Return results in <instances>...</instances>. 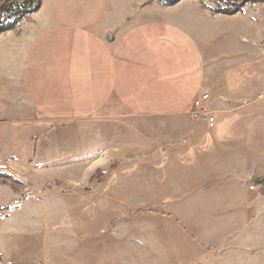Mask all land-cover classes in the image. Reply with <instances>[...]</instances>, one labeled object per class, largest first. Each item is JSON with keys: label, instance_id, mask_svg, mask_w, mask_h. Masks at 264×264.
<instances>
[{"label": "crops", "instance_id": "obj_1", "mask_svg": "<svg viewBox=\"0 0 264 264\" xmlns=\"http://www.w3.org/2000/svg\"><path fill=\"white\" fill-rule=\"evenodd\" d=\"M112 1L116 3L112 13L115 7L120 9V2L127 5L126 0ZM108 5L106 0L107 9ZM42 8L43 0L33 13L36 15L22 19L0 36L1 117H19L27 111L25 75L30 66L37 70L43 64L37 57L30 63L29 57L37 41L49 37L61 19L36 21ZM257 12L260 14L247 12L245 17L243 11L238 13L242 27L258 31L255 37L244 30L226 43L213 41L216 50H212L205 48L199 37L189 35L197 48L196 66L185 74L186 84L179 95L176 91L170 94L167 88L164 91L159 101L172 106L149 113L148 149L134 145L133 153L139 157L130 161V166H118L122 169L117 178L127 180L119 196L114 198L111 191L104 190V200L119 201L120 210L128 216L108 229L120 235V240L113 235L105 237L100 242L104 254L108 251L104 259H78L80 262L143 264L148 259L156 264H264V79L252 80L253 73L264 77V52L258 48V40L264 41V6ZM109 15L108 28L101 27L102 43L104 33L106 40L110 36L114 41L108 31L127 21L124 16ZM150 52L154 55L149 51L143 59L134 60L137 81L145 69L150 74L168 72L162 66L158 69L157 59L144 62ZM59 60L56 64L53 60L48 69L61 71ZM205 92L210 95L209 107L216 120L211 136L203 123L190 119L188 106L174 107L191 103ZM3 122L9 121L0 120ZM112 150L104 148V165ZM124 152L117 151L122 163ZM6 168L12 174L16 171ZM25 182L29 180L22 179L21 183ZM31 184L34 191L24 194L0 185V254L4 263L32 264L27 259H35L33 264H50L70 245L72 232L49 221V209L53 213L55 208H47L44 199H49L51 206L53 199L55 205L57 198L74 192L63 194L62 188L45 191L43 186L37 189ZM96 244L91 240L89 247Z\"/></svg>", "mask_w": 264, "mask_h": 264}, {"label": "rangeland", "instance_id": "obj_2", "mask_svg": "<svg viewBox=\"0 0 264 264\" xmlns=\"http://www.w3.org/2000/svg\"><path fill=\"white\" fill-rule=\"evenodd\" d=\"M109 1L107 9L106 0H43L36 21L61 18L57 19L59 25L49 37L37 41L29 57L30 63L37 57L43 64L37 70L30 66L25 75L27 111L14 118L0 116V120L9 121L0 123V185L23 194L34 191L32 182L34 188L43 186L45 191L62 188L63 194L74 192L57 198L55 205L53 199L51 206L49 199H44L47 208H55L53 213L49 209V221L72 232L70 245L50 264H87L88 260L78 259H104L108 251L104 254L100 242L113 235L108 229L128 218L119 201L104 200V190L111 191L114 198L119 196L127 180L117 178L122 169L118 166H130L139 157L133 153L134 145L148 149L149 113L172 106L160 102L164 91L167 88L170 94L176 91L179 95L186 84L185 74L196 66L197 48L189 35L199 37L205 48L212 50H216L211 46L213 41L226 43L244 30L255 37L258 31L242 27L238 13L243 11L245 17L255 10L259 15L258 9L264 6V0H126L127 5L120 2V9L115 7L112 13L116 3ZM22 3L0 0V27L11 22L10 9ZM41 5L42 0L39 9ZM239 7L240 11L234 12ZM108 15L124 16L127 21L108 31L114 41H107L104 33L102 43L99 36L101 27L109 26ZM258 48L264 52L263 40H258ZM112 50L116 52L109 56ZM149 51L154 55L150 52L144 62L157 59L158 69L162 66L168 72L150 74L145 69L137 81L134 60L143 59ZM53 60L55 64L60 61L61 71L48 69ZM255 75L259 74L253 73V81L264 79ZM190 105L185 102L174 107L190 109ZM109 147L113 156L104 165V148ZM117 151H125L124 163L117 160ZM74 161L77 166L70 165ZM6 167L16 171L12 174ZM22 179L29 182L22 184ZM113 236L120 238L117 233ZM91 240L97 242L93 247H89ZM27 260L33 264L35 259ZM145 261L142 263L156 264ZM0 264H8L1 254Z\"/></svg>", "mask_w": 264, "mask_h": 264}, {"label": "built area", "instance_id": "obj_3", "mask_svg": "<svg viewBox=\"0 0 264 264\" xmlns=\"http://www.w3.org/2000/svg\"><path fill=\"white\" fill-rule=\"evenodd\" d=\"M210 102L211 98L209 93H202L191 101L188 111V115L193 122L203 123L209 131L213 130L216 125L214 112L209 107Z\"/></svg>", "mask_w": 264, "mask_h": 264}, {"label": "trees", "instance_id": "obj_4", "mask_svg": "<svg viewBox=\"0 0 264 264\" xmlns=\"http://www.w3.org/2000/svg\"><path fill=\"white\" fill-rule=\"evenodd\" d=\"M40 0H23V3L20 7L10 9L8 18L11 20L10 23H7L5 26L0 27V33L3 31L13 29L16 24L22 20L27 15L36 12L39 9ZM239 7L236 11H240ZM223 14H232V11H223Z\"/></svg>", "mask_w": 264, "mask_h": 264}, {"label": "water", "instance_id": "obj_5", "mask_svg": "<svg viewBox=\"0 0 264 264\" xmlns=\"http://www.w3.org/2000/svg\"><path fill=\"white\" fill-rule=\"evenodd\" d=\"M107 40H108V41H110V40H111V37H110V36H109V37H107Z\"/></svg>", "mask_w": 264, "mask_h": 264}]
</instances>
